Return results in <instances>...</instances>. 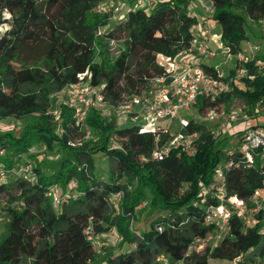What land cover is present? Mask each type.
Here are the masks:
<instances>
[{
    "label": "trees",
    "instance_id": "obj_1",
    "mask_svg": "<svg viewBox=\"0 0 264 264\" xmlns=\"http://www.w3.org/2000/svg\"><path fill=\"white\" fill-rule=\"evenodd\" d=\"M104 1L0 0V121L24 120L17 130L0 128V170L5 175L0 178V215L5 217L0 264H247L264 257L257 227L234 214L214 246L186 254L191 241L214 230L206 210L219 203L218 186L226 197L247 202L264 179L258 160L249 167L238 147L233 152L226 148L229 134L240 136L254 121L214 129L189 118L185 132L197 133L193 152L174 148L157 160L152 153L167 134L156 141L155 133H141L135 124L118 125L110 107L89 110L84 121L88 138L66 104L60 103L58 116L52 115L51 93L85 71L106 106L127 95L151 96L157 89L153 79L166 75L159 56L174 59L197 32L193 0H158L148 10L115 16L96 11ZM209 2L210 20L219 25L221 44L230 54L248 39L246 20L264 24V0ZM112 43L120 44L115 55ZM38 52L41 59L34 57ZM202 60L193 62L206 73L220 69ZM262 60L259 54L245 65L246 74L230 93L197 99V112L227 107L234 97L251 117L264 115V68L256 65ZM234 66L221 70L233 75ZM52 151L58 153L54 160L43 158ZM97 155L111 165L107 181L94 173ZM28 164L29 175L14 173ZM217 166L220 180L213 177ZM54 185L57 206L49 194ZM118 192L121 198L114 204L112 196ZM114 208L122 220L130 217L139 226L132 224L121 233L117 247L108 243L97 248L94 241L109 242L116 226ZM118 249L122 251L115 253ZM158 256L165 261L157 262Z\"/></svg>",
    "mask_w": 264,
    "mask_h": 264
},
{
    "label": "built area",
    "instance_id": "obj_2",
    "mask_svg": "<svg viewBox=\"0 0 264 264\" xmlns=\"http://www.w3.org/2000/svg\"><path fill=\"white\" fill-rule=\"evenodd\" d=\"M154 2V0H131L129 2L125 0H105L96 11L109 12L115 16L122 14L123 11L148 10ZM207 12L212 14L213 8L211 5L207 7ZM97 34H100V31ZM207 34L208 27L204 26L196 32L189 47L179 51L174 59L159 56L157 62L164 67L166 75L153 79V87L157 89L151 96L127 95L123 96L117 104L106 106L98 87L89 83L87 71L76 74V80L63 89L67 97L65 103L72 109L75 122L83 125L89 110L110 107L116 121L117 119L122 121L120 125L135 124L141 133L146 131L155 133L156 141L159 140L160 134H167L165 141L155 147L152 153L153 159H162L165 154L174 148H181L188 153H192V142L196 139L197 133H186L185 129L191 120L189 118L195 119L196 117L187 115L188 110L195 106L197 99L213 100L230 93L233 84L240 80V76L246 74L245 65L260 54L259 45L248 42L244 47L241 46L237 53L230 54L228 48L222 46L219 35L213 34L209 37L216 43L217 52L207 46ZM218 53L234 58L235 72L233 75L226 74L219 69H216L214 74H209L198 63L193 62L195 59L213 58ZM256 65L259 69L264 68V60L258 61ZM185 115L188 117H185ZM200 115H202V118L196 119L209 123L212 121L219 122L217 123V129L254 121L251 125L243 128L239 136L238 150L249 167L253 165L255 160L264 165V122L258 121V118L264 115L258 114L251 117L243 106L233 107L231 105L227 109L225 104H221L219 107L206 108L203 114H199V117ZM168 121H175L178 128L171 130V128L163 126ZM30 172V164L20 165L14 171L15 174L22 173L26 175H29ZM262 174H264V170H262ZM4 176V173L0 170V178L2 179ZM213 177L216 180L222 178V170L219 166L214 168ZM49 194L52 203L57 206L59 203L57 186L54 185ZM215 196L219 203L209 205L206 210V221L215 224L214 230L203 238H196L191 241L186 247V254L191 251L199 252L206 246H214L225 233L228 218L231 214L240 218L247 226H256L258 233L264 240V179H262L260 185L253 189L247 202L226 197L221 185L216 188ZM120 198L121 192L114 194L112 196L113 203L116 204ZM142 205L143 203L139 206ZM2 218L3 216L0 215V221H2ZM94 245L97 248H105L108 242L105 240L94 241ZM156 261L164 262L165 258L158 256Z\"/></svg>",
    "mask_w": 264,
    "mask_h": 264
},
{
    "label": "rangeland",
    "instance_id": "obj_3",
    "mask_svg": "<svg viewBox=\"0 0 264 264\" xmlns=\"http://www.w3.org/2000/svg\"><path fill=\"white\" fill-rule=\"evenodd\" d=\"M156 1H158V0H156ZM199 2L202 5L207 6V7H209L211 5L209 0H199ZM124 12L125 11H123L121 13H124ZM200 19H201V17L199 15H197V20H200ZM245 23H246L245 29H246V34H247L248 39L243 41L241 43V46L244 47L246 45V42L251 43V44H258L260 47L259 53L264 55V24H262L260 22L259 23L252 22L249 20H246ZM0 27H1L0 28V33H1L2 30L4 29V25L0 26ZM219 30H220L219 25L214 23V22H211V24L209 25L208 33H209V35L218 34ZM110 45H111L110 51L112 54L115 55L117 53L119 47H120V44H118V43L113 44L112 43ZM214 45L215 44H210L211 49L218 52L216 45L215 46ZM34 57H37L38 59L42 58V56L39 52L36 53V55ZM33 59H36V58H33ZM234 62H235V60L232 56L223 55L221 53H218V55H216L213 58L211 57V58L204 59L203 63H205L206 65L207 64L208 65L215 64L217 67H219L221 69V67H223V65H225L226 63L228 65H232ZM50 97L52 99V103L54 104V107L52 108L51 113H52V115H54L56 117V116H58V105L60 103L66 104L65 101H66L67 97H66V94L64 93V90H60L58 92H53V93H51ZM229 105L230 106L233 105V107H235V106H240L241 104L238 103L237 101H235L234 97H232ZM230 106H227V109ZM197 108L192 106L186 114L190 115L192 117L202 118V115H200V117H199V113L197 112ZM187 115H185V117H188ZM20 121L19 120L17 121L13 118L1 120L0 121V128L4 129V130H10L11 128H13L15 126L21 127V124L22 125L24 124V120H20ZM258 121L264 122V116L258 118ZM121 123H122V121H120V120L118 121V119H117V124L120 125ZM217 123H219V122H217V121H212L210 123L206 122L207 125L212 126L211 128H214V129H217ZM163 126H165L167 128H171V130H175L178 128L177 123L175 121L165 122L163 124ZM16 128L17 127H15V130H16ZM82 129L85 131V137L84 138H88L90 136V132L88 129H86L84 124L82 125ZM238 143H239V136L236 134L235 135L229 134L228 135V143H227L226 148L228 149L229 152H233L238 147ZM57 155H58V153L56 151L55 152H53V151L47 152V153L45 152L43 158H45L47 160H54L57 157ZM111 169H112L111 165L105 156L97 155L95 157V159H94V171L95 172L94 173L96 174L97 178H99L100 180H103V181L109 180ZM114 214H116V215L118 214L119 218L116 219V221H115L116 226H114L112 228L111 233L108 235L107 238H108L109 244H115V247H117V242L121 238L120 234L121 233L123 234V232H127L130 229V227L132 226V224H134L135 226H139V224L136 223V221L135 222L130 221V218L128 219V221L122 220L121 218H123V217H121V215L119 214V211L116 210V208H114ZM4 222H5V217L3 216L2 221H0V236H1V233L3 232ZM105 247H109V245H106ZM127 249H128V246L124 245L123 250H127ZM120 251H122V249L115 250L114 252L117 253ZM258 258L259 257L257 256L255 258L256 260L253 259V261H249V263H247V264H255V262L260 263L261 260H257ZM262 258H264V257H262ZM262 258H259V259H262ZM239 260L241 261L242 259H239ZM233 262H235V261H233ZM214 263L215 262H213V263L211 262V264H214ZM217 264H233V263L223 261V262H217Z\"/></svg>",
    "mask_w": 264,
    "mask_h": 264
},
{
    "label": "crops",
    "instance_id": "obj_4",
    "mask_svg": "<svg viewBox=\"0 0 264 264\" xmlns=\"http://www.w3.org/2000/svg\"><path fill=\"white\" fill-rule=\"evenodd\" d=\"M126 2H129V1H131V0H125ZM154 1H156V0H154ZM194 1V5H192V7H191V12L195 15V18H196V20H197V15H199L200 17H201V19L200 20H197V24L195 25V28L194 29H196L197 31H200L201 30V28H203L204 26H207L208 27V30H209V26L208 25H210L211 24V20H210V14L207 12V6H204V5H202L200 2H199V0H193ZM216 35H218V34H216ZM210 35H209V33L207 34V46L211 49V46H210V44H215L216 45V43L214 42V40H212L210 37H209ZM214 45V46H215ZM202 60V59H201ZM203 61V60H202ZM227 64V63H226ZM225 64V65H226ZM213 65H215V64H213ZM225 65H223V66H225ZM216 66V65H215ZM221 70V69H220ZM260 258V257H259ZM257 259V260H261V259ZM256 260V259H255ZM262 260H264V259H262ZM261 260V262L259 263V262H257L258 264H264V261H262ZM256 263V262H255Z\"/></svg>",
    "mask_w": 264,
    "mask_h": 264
}]
</instances>
